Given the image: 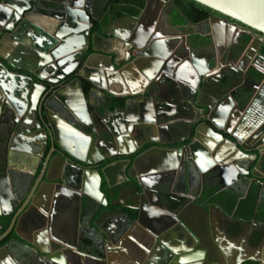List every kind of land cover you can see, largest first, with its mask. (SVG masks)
Masks as SVG:
<instances>
[{"label": "water", "instance_id": "1", "mask_svg": "<svg viewBox=\"0 0 264 264\" xmlns=\"http://www.w3.org/2000/svg\"><path fill=\"white\" fill-rule=\"evenodd\" d=\"M92 1L0 0V33L5 30L0 48L8 37L15 47H23L12 58L0 52V110L1 117L5 116L0 124V148L9 133L36 130L52 147L36 179L40 158L31 166L33 172L30 169L24 176L0 158V218L5 220L0 223V241L12 232L17 235L0 247V256L6 254L3 261L10 264H17L14 253L24 254L25 262L37 254L41 264H118L122 256L132 258L129 264H241L245 259L232 251L234 244L243 248L250 235H259L264 223L227 217L215 203L206 208L205 201L218 195L226 203L229 195L224 192L240 185L247 192L255 185L259 193L264 191V55L259 46L255 52L261 64L245 74L252 85L239 84L231 92L242 70L225 67L233 73L219 75L223 65L214 53L194 71L177 63L160 66L152 54L167 39H154L150 28L141 29L138 39L131 36V29H125L126 37L110 31L106 40L118 38L125 57L106 49H100V54L94 45L89 53L86 47L80 49V38L88 40L90 17L96 18ZM195 1L264 34V0ZM108 28L109 23L103 33ZM47 65L46 89L33 75L41 78L38 68ZM79 66L78 77L91 83L90 92L128 96L112 111L109 104L102 108L108 113V123L98 117L100 106L86 101L80 78L66 81ZM157 73L162 77H156ZM166 96L179 100L180 116L166 112ZM31 109L34 127H29L30 120H23ZM60 121L73 131L59 127ZM162 128L168 139L173 132H184L187 143L167 149L155 144L132 160L137 174L127 184L140 200L137 214L122 213L121 223L109 226L117 210L108 207L101 191L100 161L114 154L130 155L133 146L175 142L161 139ZM60 139H68L72 149ZM179 159L183 163L180 179L176 173ZM216 181L221 184L217 189ZM173 188L182 193L183 200ZM204 191L209 193L201 200ZM150 194L164 199L165 207L149 198ZM211 206L234 225L235 242L229 248L213 233ZM22 222L29 238L18 232ZM247 224L256 228L248 230ZM134 227L140 236L134 234ZM144 236L149 239H141ZM3 261L0 258V264Z\"/></svg>", "mask_w": 264, "mask_h": 264}, {"label": "flooded vegetation", "instance_id": "2", "mask_svg": "<svg viewBox=\"0 0 264 264\" xmlns=\"http://www.w3.org/2000/svg\"><path fill=\"white\" fill-rule=\"evenodd\" d=\"M145 3L146 0L144 2V5L138 10L136 14H134L129 11H124L121 8V5H119V8L115 9L114 11L111 10V7L109 5V0H93L92 1L93 10H94L93 14L96 16V18L90 17L88 40L86 42V40L84 41L83 38L81 37L79 42V48L83 49L84 47H86L87 48L86 52L88 51L92 52V47L94 45L99 49L97 50V52L100 54L102 53L100 49H106L109 51L117 52L119 54V57H125V54H123L121 50L123 43L118 38H115L114 40L111 41L106 40V38L110 39L109 38V36H111L110 31L119 34V36L121 37L122 36L126 37L125 29H129V30L131 29V33H130L131 36L138 39L139 33L142 30H146L150 28L151 34L156 36L154 39H158L161 36H166L165 38L167 39L163 48L156 49L155 50L156 53L154 52L152 54L154 55L152 56L154 57L153 60L156 63L161 62L160 66L164 67V65L169 66L171 64L177 63L185 69H190V70L192 69L194 71V68L196 69L198 65L202 67L207 61V58H209L211 54L214 53L219 59L220 64L223 65V69L218 71L219 75L223 74L224 72H228L229 74L233 73V71L231 70L230 71L228 69L225 70V67L242 70L241 71L242 74H238V77L236 78L234 83V87L231 88V92L235 89V87L239 86V84L252 85V82L247 78L245 74L247 75L251 74V72L253 71L252 68L255 67L256 65L261 64V60L256 55L257 53L255 52V50L259 46L258 51L259 53L263 54L261 52L262 47L264 45L263 33L211 8L208 13H196V14L194 13L193 18L196 19L192 20L189 18H185L181 10L180 12L177 11L180 8L175 0H148L146 7H145ZM194 9L196 8L194 7ZM109 15H111L110 18ZM108 23H109V28H108L109 31L108 33L105 34L103 33L102 29L103 27L107 26ZM4 31L5 30H3L0 33V36L2 35V33H4ZM20 49H23V47H20ZM20 49L16 47L15 54L11 56L7 55V56L11 58L16 57ZM231 49L233 50V53L231 52ZM111 54L114 55V53ZM48 66L49 65L45 67L41 66L40 68H38L39 69L38 74L43 79L33 75L35 82H38L40 84H45L46 89L49 87V83L46 81V79H44V77L46 74H49L48 72L50 71V68ZM79 68L80 66L77 67L68 76V79L66 81L78 77L77 71ZM155 75L156 77L159 78L162 77L161 74L159 73ZM78 78H80L82 89L86 96V101L89 102V100H91V103H95V106L97 107L100 106V109L98 110V117L105 123H108L109 120L108 113H105V111H103L102 108L107 104H109L108 110L112 111L116 106L123 105L125 100L128 98V96L124 97L118 94L115 95L106 94L104 97L99 90H93L92 92H90L91 83L81 76ZM90 93L92 95L91 99L89 98ZM166 95L168 94L166 93ZM166 100L168 102L166 112H169V114L171 115L180 116L183 112V108L179 100H176L171 96H166ZM88 108L90 112H93L94 109L93 106L88 105ZM73 109L75 110V108ZM66 111L64 112V114L67 117H69L68 111L67 112ZM1 114L2 111L0 110V124L2 120L3 122L5 121L4 114L2 115V117ZM27 116L28 118L25 115V118L23 120H30L31 123L29 127H34L35 120L32 109L30 110V114ZM59 124H61L59 127L67 128L69 130L68 132L71 133L73 131L70 129V126L65 122L60 121ZM20 126L28 127L23 125L22 123H20ZM0 127H2V125H0ZM161 133H162L161 139L164 142L168 140L169 141L175 140V142L153 143V144L149 143L141 147L133 146L132 148L134 149V151L130 155L114 154L110 157V159L100 161L99 170L102 177L101 185H100L101 191L106 196V199L108 201V207L116 208L117 210V212L113 214L112 217L113 219H111L108 222L109 226L111 227L115 226L116 222L121 223L120 217L122 213H126L127 215L129 214L131 217H135L137 214L136 206L140 205V200L137 199V196L135 194L131 193L130 191L131 187L130 185L127 184L131 176H135L137 174L136 169H138V167L136 168L132 166V160L135 157H137V155L141 154L143 151L150 149L151 147H154L155 144H157L158 148L160 149H167L171 147H176V148L182 147L188 141L183 139V137H185L186 135L184 132H180V131L173 132V136H169V139L166 136V129L162 128ZM60 140L65 145L66 148L72 149V146L69 145L68 143L69 141H67L68 139L67 140L60 139ZM4 143L5 145L1 146L0 148L1 161L3 160V162H5L7 166H10L11 170H13L14 168L19 170V172L22 173L23 176L24 173L26 171H30V169H32L31 171L33 172V168H31V166L32 165L35 166V164L37 163V159L40 158L39 165L34 173L35 179L39 175L43 167L47 154L50 153L52 149L51 142L49 140H47V142H44V138L40 130H36L35 132L32 133H25L23 135H19L14 131L12 133H9V136H7L6 142ZM23 143H29L32 146L23 147L19 145ZM97 143H99V145L101 146L100 141L99 142L97 141ZM54 145L55 147L57 146L56 143H54ZM36 147L40 149H37ZM129 148L130 146H125L124 149L129 150ZM38 150L41 151L39 152L40 156L39 154L38 155L36 154ZM54 155L55 152L52 153L53 158H55ZM115 164L119 165L120 167L121 166L124 167V168L122 167L123 168L122 170L123 173H125V185L123 181L122 182L123 187L121 188V190H123L129 195L126 199H124L123 201L117 204L112 203V201L111 200L109 201L108 198V193L110 194V191L113 192V187H110L109 185L110 178L103 177V169L106 166L107 169H110L112 167L109 166L110 165L115 166ZM176 169H177L176 173L178 174L177 176L180 179V177L183 175V163L181 159H179L178 162L176 163ZM106 182L108 183L109 190L105 189L104 184ZM178 183L179 182H176V187H178L177 186ZM218 187L219 186L216 185L215 189H217ZM173 189H176V191L179 192L177 188H173ZM215 189H212V191H215ZM181 195L182 193L179 194L180 196L179 198L183 200V196ZM217 196H213L210 200L208 199L207 201H205V206L208 207L209 205L216 203V200L219 199V197L217 198ZM145 197L147 200H149V198H151L152 200H156V203L158 200L159 201L158 203L163 205V207H165L166 201L164 203L163 201L164 199L158 198L157 196L152 194H150L149 198H147V196ZM203 197H205L204 194L201 200L203 199ZM165 200H167L168 203L172 205L171 199L167 198ZM144 202L145 201H143V203ZM144 206L147 207L149 206V204ZM154 209L156 210L155 206ZM257 216H258L257 213L253 212L247 218L255 222H261L258 220L259 218ZM166 220L170 221V219L167 218ZM4 222L5 220L3 221V219L0 218V223H4ZM8 224H9V220L6 222L4 227L6 228ZM245 226L248 230H253L256 228V226L249 224ZM26 227H27L26 224H24L23 222L20 223L18 226V232L21 235L29 238L30 236L27 232ZM259 227H260L258 230L259 235H257V232H254L255 234L253 236L250 235L248 238L249 240L247 239V244H245L248 248L256 249L257 250L256 253L254 252L246 253L245 250L241 251L240 253L236 252L238 257L245 259L241 264H264V226L262 225ZM233 229H234L233 223H230L229 221L224 223L225 234H228L229 237L234 240L235 239L234 236L236 233ZM138 231L139 229L134 227V232H135L134 234L140 236L141 233H138ZM131 232H133L132 229ZM214 235L218 239L219 237L220 238L226 237L224 234H222L221 236H217L214 233ZM12 237H17V235L14 232H12L9 238L7 237L0 241V247H3L5 244H7V242H9V240ZM142 238L144 239L146 238L147 240L149 239V236L141 237V239ZM16 246L22 247L21 245H16ZM12 250L14 252V248ZM5 257L6 254H2L0 256L2 261ZM33 257H34L33 261L25 262L24 254L17 255L16 253H14L12 255V259L17 264H41V262L38 260L39 256L37 254H34ZM4 263L10 264L7 261H5Z\"/></svg>", "mask_w": 264, "mask_h": 264}, {"label": "crops", "instance_id": "3", "mask_svg": "<svg viewBox=\"0 0 264 264\" xmlns=\"http://www.w3.org/2000/svg\"><path fill=\"white\" fill-rule=\"evenodd\" d=\"M15 48H16L15 43L10 37H8L6 41L3 43L2 47L0 48V52L5 55L11 56L15 54V51H16ZM19 145L23 147L32 146L29 143H23ZM109 167H112V168L107 169V166H106L103 169V177L110 178L109 185L110 187H113V192L110 191V194L108 193V198H109V201L111 200L112 203L117 204L129 196L126 192L121 190V188L123 187V183L125 185V173H123V170H122L124 167L123 166L120 167L119 165H116V164L115 166L110 165ZM106 183L104 184L105 189L109 190L108 183L107 185ZM216 185L220 187L221 186L220 181H216ZM238 188L239 189H235V190L228 189L227 191L224 192L225 194H228L229 196L233 198L234 201L232 204L229 202L228 203L221 202L219 199L216 200L215 204L218 205V207L222 211H224V213L227 214L226 215L227 217L228 216L236 217V218L243 217L244 219H247L248 217L247 215L249 211L253 210V212L257 213L258 215L257 217L259 218L258 220L261 222H264V191L259 193L257 185L253 187L254 190H252L251 192H247L246 188L242 187L241 185ZM205 194L206 195L208 194L207 191H204V195ZM210 212H211L210 217L212 220L211 227L214 233L217 236H221L222 234H224L226 237L225 238L219 237V239L223 240L221 241L223 242V245L226 246L225 244H227V247L229 248V244L234 243L235 241L232 238H230L228 234H225L224 223L228 221V218L223 215L224 213L220 212L217 208L213 206H211ZM224 240H227L228 243H226ZM234 246L235 248L232 249L233 252L235 251V252L240 253L241 251L245 250L246 253L247 252L256 253L257 251L256 249L248 248L245 244L243 245V248L239 247L240 243L234 244ZM121 258L122 260L118 262V264H129V261L132 260V258H126L125 256H122Z\"/></svg>", "mask_w": 264, "mask_h": 264}, {"label": "trees", "instance_id": "4", "mask_svg": "<svg viewBox=\"0 0 264 264\" xmlns=\"http://www.w3.org/2000/svg\"><path fill=\"white\" fill-rule=\"evenodd\" d=\"M177 5L179 6V10H177L178 12H183V16L185 18H189V19H192V20H195L196 18H193L194 17V13H208L210 8L196 2L195 0H175ZM144 2L145 0H109V5L111 7V10H115L117 8H119V5H121V8L124 10V11H129V12H132L134 14H136L138 12V10L144 5ZM194 7L196 9H194ZM261 52L263 53L264 55V45L262 47V50ZM252 190H254V188L250 189L249 192H251ZM208 193V191H207ZM206 195V194H205ZM225 195H228V194H225ZM229 197V203H233V198L231 196H228ZM253 213V210L252 211H249L248 213V217L249 215H251ZM238 218H243V217H238Z\"/></svg>", "mask_w": 264, "mask_h": 264}]
</instances>
